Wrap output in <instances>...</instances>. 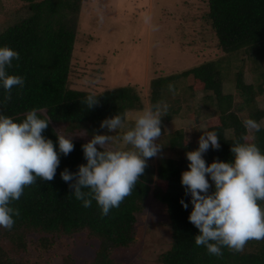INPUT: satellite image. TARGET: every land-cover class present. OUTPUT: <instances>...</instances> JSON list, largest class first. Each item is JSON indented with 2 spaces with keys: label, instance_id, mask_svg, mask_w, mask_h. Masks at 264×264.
<instances>
[{
  "label": "trees",
  "instance_id": "16d2710c",
  "mask_svg": "<svg viewBox=\"0 0 264 264\" xmlns=\"http://www.w3.org/2000/svg\"><path fill=\"white\" fill-rule=\"evenodd\" d=\"M18 1L24 4L20 9L3 12L0 0V15L5 17L0 22V47L7 46L19 53L20 58L13 60L12 67L6 71L8 75L23 77L25 85L19 94L14 88L6 104L3 103L4 89L0 86V115L20 123L33 108L43 110L38 115L50 117L51 122L42 135L53 142L60 155V165L52 181L38 178L36 184L26 187L20 199L11 205L19 209L20 215L13 217L15 223L11 230L0 228V238L9 240L10 249L16 253L27 250V238H30L36 248L48 252L59 240L68 243L83 234L98 242L93 263L89 264H119L110 259L109 253L132 244L135 214L142 210V204L151 194L164 205L171 233L170 249L160 255V264H264V239L249 240L241 252L234 253L224 247L221 257L211 256L204 246L195 245L194 237L199 235V230L188 221L191 197L185 194L180 178L182 172L189 170L185 154L196 150L198 144L187 141L182 129L168 136V147L174 156L157 159L155 175L152 162L147 163L144 175L119 208L111 209L102 217L94 200L90 207L82 206L60 173L65 169L76 173L79 165L86 164L82 145L105 130L100 128V123L117 114L126 120L127 113L141 111V98L132 87H118L98 94L68 88L82 0ZM206 18L221 56L177 76L184 80L192 76L202 88L195 91L183 83L191 90L188 91L190 97L183 98V102L176 98L173 105L167 104V115L161 120L164 134V126L172 128L183 123L189 114L185 111H192L189 106L197 104L192 112H199L201 135L216 131L219 136L220 149L210 148L203 156L207 166L214 161L233 162L231 147L237 142L248 143L242 140L249 134L243 126L246 119L261 125V130L254 133L255 140L250 142L264 153V106L259 107L257 103L259 97L264 102V0H207ZM233 60L242 62V66L234 73V80H224V71L231 68ZM248 73L254 76L249 84L245 82ZM168 79L157 78L150 82L149 106L168 101L165 96ZM232 93L240 101L235 102ZM88 95L97 96L99 105L87 109L82 101ZM243 112L246 115L243 116ZM213 117L218 119V124L204 127L205 121ZM57 130L72 137L74 150L66 157L59 154ZM159 145L163 149L164 146ZM97 150L102 151L99 146ZM206 179L211 185L208 194H212L214 183L207 175ZM154 181L164 187L154 186ZM181 200L188 204L187 209L182 207ZM258 203L264 208V201ZM63 260V264H74L70 259ZM0 264H18L7 255L1 243Z\"/></svg>",
  "mask_w": 264,
  "mask_h": 264
},
{
  "label": "clouds",
  "instance_id": "9594fccd",
  "mask_svg": "<svg viewBox=\"0 0 264 264\" xmlns=\"http://www.w3.org/2000/svg\"><path fill=\"white\" fill-rule=\"evenodd\" d=\"M144 22L150 24L151 17L145 16ZM19 58L18 52L0 47V86L4 89L5 104L11 100L14 88L19 94L25 85L23 77L8 75L6 71ZM168 88L174 93V85L169 84ZM82 102L87 109L99 105L93 95ZM168 107L163 102L150 105L135 115L133 126L122 136L93 135L82 145L86 164L79 165L76 173L65 169L60 176L83 207H90L94 200L104 217L132 194L148 167L147 160L161 152L157 141L162 136L161 118L167 115ZM42 111L33 108L20 123L0 115V228L6 230L14 226L13 217L20 215L19 209L11 206L13 202L38 178L52 181L60 165L53 142L42 135L51 122L50 117L40 118L38 113ZM243 126L249 134L242 140L254 141V133L261 130V125L246 119ZM100 128L118 133L125 128V119L117 114L104 119ZM56 136L59 154L68 156L74 150L72 137L60 134L59 130ZM114 143H122L124 148H113ZM210 148L220 149L216 131L204 132L198 139V148L185 154L189 170L181 173L180 183L191 197L188 221L199 230L195 245L204 246L211 256L221 257L224 247L241 252L249 240L264 239V208L258 203L264 201V153L253 142H237L230 149L232 163L214 161L206 166L203 156ZM206 175L215 186L212 194H208L211 185ZM180 203L188 208L183 200Z\"/></svg>",
  "mask_w": 264,
  "mask_h": 264
},
{
  "label": "rangeland",
  "instance_id": "374dc122",
  "mask_svg": "<svg viewBox=\"0 0 264 264\" xmlns=\"http://www.w3.org/2000/svg\"><path fill=\"white\" fill-rule=\"evenodd\" d=\"M1 3L3 12L18 10L24 5L18 0H1ZM206 15L207 0H82L68 88L98 94L118 87H132L141 98L144 110L149 107L150 82L168 77L165 95L168 101L164 102L173 105L176 98L183 102V98L190 97L188 91H191L183 83L189 84L195 91H200L202 84L192 76L186 80L177 76L221 56ZM145 16L151 17L150 24L144 22ZM4 19V14H1L0 22ZM153 26L156 30H153ZM241 66L242 62L233 60L231 68L224 71V80H234V73ZM245 78L249 84L254 76L248 73ZM169 84L174 85V88L177 86L174 93L169 91ZM232 95L235 102L240 101L234 93ZM257 103L259 107L264 106L261 97ZM189 107L194 112L198 105ZM192 111H185L189 114L183 123L172 128L164 126V134L157 141L164 147L157 157L147 160V163L152 162L153 175L157 159L174 156L168 147L169 134L182 129L187 141L198 144L202 123L199 112L193 114ZM132 113L126 114L125 128L118 130V133L105 129L98 135L122 136L134 124L135 115ZM242 115H246V112ZM215 124H218V119L213 117L206 120L203 126ZM112 147L118 150L124 148L122 143H114ZM153 185L161 189L164 187L155 181ZM135 217L132 244L126 248L112 249L110 259L119 264H160V255L171 246L164 205L155 201L150 194ZM69 241L65 243L59 240L51 251L46 252L36 248L32 240L27 238V250L16 253L10 249L8 239L0 238L7 255L18 264H63V258L67 261L70 259L74 264L93 263L97 240L80 234Z\"/></svg>",
  "mask_w": 264,
  "mask_h": 264
},
{
  "label": "crops",
  "instance_id": "0c3cea01",
  "mask_svg": "<svg viewBox=\"0 0 264 264\" xmlns=\"http://www.w3.org/2000/svg\"><path fill=\"white\" fill-rule=\"evenodd\" d=\"M132 113V112H131ZM137 114V111L136 112H134V113H132V115H136Z\"/></svg>",
  "mask_w": 264,
  "mask_h": 264
}]
</instances>
